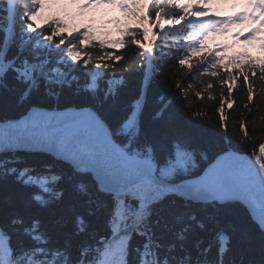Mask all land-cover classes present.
<instances>
[{
    "label": "trees",
    "instance_id": "1",
    "mask_svg": "<svg viewBox=\"0 0 264 264\" xmlns=\"http://www.w3.org/2000/svg\"><path fill=\"white\" fill-rule=\"evenodd\" d=\"M170 2L157 0L153 15L186 23L184 8ZM4 15L0 0V68L6 66L0 73V122L16 119L34 106L92 108L116 143L155 160L159 175L172 182L199 174L225 151L264 165V76L249 82L253 70L264 72V55L241 64L220 61L202 49L188 48L182 37L186 25L177 29L180 38H161L146 54L141 48L144 35L130 28L119 38L73 42L72 53L81 58L73 80L49 84L34 72L27 81L16 69L23 62L50 57L48 48L58 40L42 28V44L5 50ZM95 66L103 74L91 89L86 71ZM176 150L182 154L179 161ZM25 169L29 171L22 176ZM27 175L31 183H25ZM45 187L51 206L38 208L33 194ZM147 194L152 205L142 213L136 200L100 192L90 175L76 173L50 156H3L0 223L12 238L9 264H102L116 251V245L109 244L113 234L132 223L131 232L122 235L124 264H142L151 245L157 247L158 264H264V233L243 206L184 203L164 196L155 186H149ZM138 252L146 253L143 261L135 259Z\"/></svg>",
    "mask_w": 264,
    "mask_h": 264
},
{
    "label": "water",
    "instance_id": "2",
    "mask_svg": "<svg viewBox=\"0 0 264 264\" xmlns=\"http://www.w3.org/2000/svg\"><path fill=\"white\" fill-rule=\"evenodd\" d=\"M12 130H26L9 135ZM42 152L78 173H89L97 188L122 196L131 186L151 181L165 192L203 203L238 202L264 231V167L234 152H224L202 172L179 182L156 175L157 164L127 153L92 108L31 107L22 116L0 122V151Z\"/></svg>",
    "mask_w": 264,
    "mask_h": 264
},
{
    "label": "rangeland",
    "instance_id": "3",
    "mask_svg": "<svg viewBox=\"0 0 264 264\" xmlns=\"http://www.w3.org/2000/svg\"><path fill=\"white\" fill-rule=\"evenodd\" d=\"M28 1V2H27ZM25 5L34 4L35 0H27ZM246 0H190L193 2L195 6H197V10L192 13V19L199 20L203 18V16H207L208 8H215L216 11L221 12L223 16L218 19L216 23V31L222 32L233 28H239L240 26L249 25L256 28H261L264 25V4L259 5L254 10V13L249 11H244L236 16L232 15L234 8L228 9L225 7V4L235 3L237 6H242L244 8ZM25 2V1H24ZM74 6L71 4L68 5H59L55 15L52 17H46L44 14L45 11L43 9L38 8L36 12L31 13L24 9L23 13L18 10L17 6L10 7L9 16L5 23L6 30L10 28V30L14 31V39L20 48L25 46L26 44L29 46H33L34 43L31 45L32 40L26 39L27 37H34L35 41L38 40L39 42L42 41L40 38L41 36L37 32H33L29 30L33 25V22L37 23H44L52 18H58L62 16V13L67 12ZM116 5L114 4V8ZM144 4L142 0L138 5L137 9H143ZM114 10V9H113ZM111 9H103L97 12H100L102 15L106 16L112 13ZM137 11V10H136ZM62 12V13H61ZM97 12L84 14L78 11V18L73 20V22H66L64 23L63 33L65 36H68L69 33H76V30L82 29L87 30L88 23L84 21V18H91L97 14ZM130 13L128 11L119 12L116 14L115 20L120 21L123 23V27L131 28L130 26ZM18 22V23H17ZM16 23L19 24V27L16 26ZM7 24V25H6ZM168 26H173V24L169 23ZM264 28V27H263ZM26 36V42H24L23 35ZM208 41V40H207ZM209 44L210 41H208ZM28 46V47H29ZM67 50V42L63 41L60 44H57L55 47H52L51 55L48 57L46 61H39L35 64L23 62L19 69H16L17 74L22 77L24 80L32 81L33 73L35 72L36 75L39 73L41 77L44 78L46 83H67L74 78V71L77 67H80L78 62L72 63L71 65H64V70L56 69L54 66L56 63H62V59L65 56ZM65 64V63H63ZM87 76L89 77V86L88 88L95 89L97 85V79L102 76V70L98 67L94 68L91 71H86ZM110 83H113V80H109ZM137 108H135L134 113ZM132 121V120H130ZM179 161V160H178ZM170 167V166H169ZM177 168L176 166H172ZM168 167H165V169ZM164 172H171V171H164ZM163 172V173H164Z\"/></svg>",
    "mask_w": 264,
    "mask_h": 264
},
{
    "label": "snow or ice",
    "instance_id": "4",
    "mask_svg": "<svg viewBox=\"0 0 264 264\" xmlns=\"http://www.w3.org/2000/svg\"><path fill=\"white\" fill-rule=\"evenodd\" d=\"M157 0H142V3L145 5L143 9H137L135 12L130 11V26L131 27H139L142 30L144 29H151V33L146 37V40L151 39V35L155 34L157 26H162L167 27L171 21L167 16H160V14L153 15L151 11V5L155 4ZM163 2V0H161ZM190 0H177V6L179 7L182 4H187L189 3ZM195 8H193V11ZM175 18V17H174ZM155 22V23H153ZM7 49V44H5V50ZM3 56V53L0 52V57ZM6 70V66L3 68H0V73H3ZM264 76V72H261L259 70H253L251 72V77L249 79V82H251V79L256 78V77H261ZM243 78V77H241ZM255 96H253L254 99ZM26 130H12L9 135L16 137L18 135H22ZM178 146V145H177ZM149 151H154L153 147L150 146ZM4 155L3 151H0V156ZM28 169H25L24 171L21 172L22 176H26V173H28ZM27 179L25 180V183H31V176L27 175ZM58 179V177H53V180L55 181ZM48 188L45 187L41 189L40 191H37L33 194V199L39 204L37 205L38 208H41V206H51V202L46 199V194H47ZM59 195V193H57ZM39 224V221L36 222ZM36 239H39V237H35ZM11 234L8 233L2 223H0V261H3V264H7V257L11 255L10 253V247H11Z\"/></svg>",
    "mask_w": 264,
    "mask_h": 264
},
{
    "label": "bare ground",
    "instance_id": "5",
    "mask_svg": "<svg viewBox=\"0 0 264 264\" xmlns=\"http://www.w3.org/2000/svg\"><path fill=\"white\" fill-rule=\"evenodd\" d=\"M63 1L64 2L71 1V3L73 1L74 5L80 7L81 9L92 10L95 6L96 0H36V4L31 5L32 7H30L29 9H31L34 12L35 10L43 6L48 5V8H51L57 2H63Z\"/></svg>",
    "mask_w": 264,
    "mask_h": 264
}]
</instances>
